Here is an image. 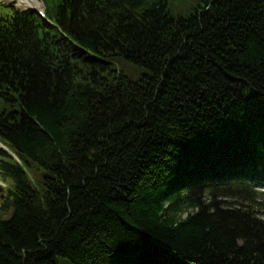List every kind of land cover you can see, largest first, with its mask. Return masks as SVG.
<instances>
[{
    "label": "trees",
    "instance_id": "16d2710c",
    "mask_svg": "<svg viewBox=\"0 0 264 264\" xmlns=\"http://www.w3.org/2000/svg\"><path fill=\"white\" fill-rule=\"evenodd\" d=\"M0 3V264H264V0Z\"/></svg>",
    "mask_w": 264,
    "mask_h": 264
},
{
    "label": "bare ground",
    "instance_id": "6f19581e",
    "mask_svg": "<svg viewBox=\"0 0 264 264\" xmlns=\"http://www.w3.org/2000/svg\"><path fill=\"white\" fill-rule=\"evenodd\" d=\"M6 1H13V0H6ZM15 1V0H14ZM18 7H25V6H34V7H41V4L38 0H16Z\"/></svg>",
    "mask_w": 264,
    "mask_h": 264
},
{
    "label": "rangeland",
    "instance_id": "374dc122",
    "mask_svg": "<svg viewBox=\"0 0 264 264\" xmlns=\"http://www.w3.org/2000/svg\"><path fill=\"white\" fill-rule=\"evenodd\" d=\"M4 4H6V5H10V6H15L16 7V9H22V8H25V7H27V6H25V7H18L17 6V1H16V3L14 4V2H12V1H6V0H1ZM39 2H40V4L42 5V7H36V8H43V0H38ZM3 186H2V184H0V189L2 188ZM0 192H1V190H0Z\"/></svg>",
    "mask_w": 264,
    "mask_h": 264
},
{
    "label": "water",
    "instance_id": "95a60500",
    "mask_svg": "<svg viewBox=\"0 0 264 264\" xmlns=\"http://www.w3.org/2000/svg\"><path fill=\"white\" fill-rule=\"evenodd\" d=\"M0 149L7 151L6 148H4L1 144H0Z\"/></svg>",
    "mask_w": 264,
    "mask_h": 264
}]
</instances>
